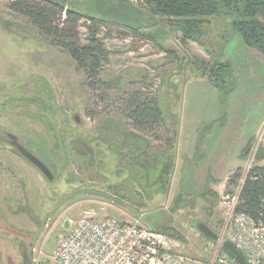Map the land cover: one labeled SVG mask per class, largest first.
<instances>
[{
	"label": "rangeland",
	"instance_id": "obj_1",
	"mask_svg": "<svg viewBox=\"0 0 264 264\" xmlns=\"http://www.w3.org/2000/svg\"><path fill=\"white\" fill-rule=\"evenodd\" d=\"M11 1L0 0V264H25L22 251L37 229L32 216L42 220L61 196L79 188L104 190L132 208L75 197L47 222L34 264H55L64 221L86 212L137 222L169 236L194 264H211L216 243L197 225L226 239L233 204L224 189L218 194L204 183V169L195 172L200 164L190 162L218 152L231 173L235 166L245 171L264 153V56L242 50L237 35L225 45L231 33L226 18L202 28L200 46L182 42L181 32L141 0H66V8L95 20L79 23L81 44L90 28L107 52L92 89L65 51L7 8ZM218 54L240 69L242 84L216 121L192 133L190 121H199L201 109H215L220 98L202 89L190 97L188 85H210L201 69ZM134 92L156 100L165 128L144 134L130 127L122 100ZM7 133L52 167L51 183L6 143ZM189 134L197 139L194 158L182 166L174 143L184 135L187 144Z\"/></svg>",
	"mask_w": 264,
	"mask_h": 264
},
{
	"label": "trees",
	"instance_id": "obj_2",
	"mask_svg": "<svg viewBox=\"0 0 264 264\" xmlns=\"http://www.w3.org/2000/svg\"><path fill=\"white\" fill-rule=\"evenodd\" d=\"M141 1L153 15L165 18L180 31L181 41L184 43L195 42L202 46V28L212 18H226L231 33L226 38L225 45L232 36L237 35L246 47L264 56V0ZM65 3L66 0H13L7 8L25 18L42 36L65 51L76 68L85 75L86 85L93 89L100 83L99 72L101 64L107 58V52L96 38L95 31L90 28L87 43L81 44L79 23L83 19L95 20L85 17L79 11L66 8ZM214 57L218 60H214L211 67H203L200 75L219 94L218 106H222L225 111L226 102L236 90V75L230 61H219L222 59L221 54ZM122 102L123 118L135 131L147 134L152 130L165 128V118L153 97L134 92ZM263 157L264 153L245 171L237 168L231 172L224 187V195L235 198L233 213L244 214L256 228L264 227V166L258 164ZM43 162L53 173L52 167L46 161ZM23 258L25 264H30L26 256Z\"/></svg>",
	"mask_w": 264,
	"mask_h": 264
},
{
	"label": "built area",
	"instance_id": "obj_3",
	"mask_svg": "<svg viewBox=\"0 0 264 264\" xmlns=\"http://www.w3.org/2000/svg\"><path fill=\"white\" fill-rule=\"evenodd\" d=\"M228 198V197H227ZM234 205L235 198H231ZM230 219V240L244 254L248 264H264V227L256 228L244 214ZM211 264H236L221 249V241ZM55 264H194L176 251L167 235L136 223L99 218L86 212L69 229L54 251Z\"/></svg>",
	"mask_w": 264,
	"mask_h": 264
},
{
	"label": "water",
	"instance_id": "obj_4",
	"mask_svg": "<svg viewBox=\"0 0 264 264\" xmlns=\"http://www.w3.org/2000/svg\"><path fill=\"white\" fill-rule=\"evenodd\" d=\"M75 122H79L77 116L74 117ZM6 143L12 147L20 156H22L26 161H28L32 166H34L45 178L46 180L51 183L54 180V175L52 171L48 168V166L41 161L34 153L24 147L18 140V137L11 133L6 134ZM77 196H93L98 197L100 199L106 200L118 207L131 209V205L125 202L123 199L114 196L104 190L97 189V188H79L70 191L69 193L61 196L56 203L52 206V208L46 212L42 220L38 221L34 216H32L37 229L35 233L32 235L29 243L26 245L24 250L22 251L23 256H26L30 264L33 263V252L38 241L39 237L41 236L47 222L50 220L52 216H54L58 210L67 202L71 201ZM70 222L65 220L63 223V229H69ZM198 232L205 237L206 239L218 243L222 236L213 232L208 226L203 223H198L197 225ZM221 249L222 251L230 257L236 264H248L247 259L245 258L244 254L236 247L234 243H232L228 239H223L221 241Z\"/></svg>",
	"mask_w": 264,
	"mask_h": 264
},
{
	"label": "crops",
	"instance_id": "obj_5",
	"mask_svg": "<svg viewBox=\"0 0 264 264\" xmlns=\"http://www.w3.org/2000/svg\"><path fill=\"white\" fill-rule=\"evenodd\" d=\"M242 50H244L245 48L247 49H250L248 47H246L243 43H242ZM233 65V68H234V72H235V75H236V82H237V86H236V91L237 92L239 90V87H241V75L242 73L240 72V69L239 71L237 72V68L235 69L236 66ZM188 91L190 93V97H194V95L196 96L200 89L206 91V90H209L210 92L212 91L213 93L216 92L214 91V88L210 85H204L203 83L202 84H194V85H188ZM234 92V93H235ZM214 110V111H213ZM200 115V116H199ZM219 116V106L217 105L216 103V106H215V109L214 108H210V109H201L200 112H198L196 114V118L198 117L199 118V121H196L195 123H191L190 121V127H191V131L192 133H196V131L198 130V127L201 125V123H204V124H208V123H213L214 121L217 120ZM193 122V120H192ZM243 124V122H241V124H239V126H241ZM184 129L186 130L187 127ZM188 131V130H187ZM213 136V135H212ZM183 137H185L184 135L182 136H179L178 139L176 140V142L174 143L177 147V151L175 152L176 153V158L180 159V161L183 159V161H181L182 163V166L184 165H189V164H186V160H191L193 159L194 157V153L193 152V147L195 145V142H196V135L194 134L193 137L191 136V134H189V137H188V142L187 144H184L182 143L183 141ZM246 139V138H245ZM183 149V150H182ZM181 151V152H179ZM192 152H193V155H192ZM210 152L207 154V155H204L202 157L201 160L196 161V162H190V163H193V165H196L199 166L196 167V170L195 172L198 171V168H200L201 171H203L204 169V174L206 175V180H203L204 183L205 182H208L210 181V188L212 190H216V192L219 194V192L224 189V186H225V181H226V177L230 174L229 172L232 170V169H228V171L226 170L224 164H223V154L220 156L219 153L217 152L215 154V156H209ZM186 157V158H185ZM192 161V160H191ZM174 163V161L172 160V164ZM203 164V166H202ZM259 165L261 166H264V157L263 159H261L259 162H258ZM236 168H240V166H235L234 169ZM193 172V171H191Z\"/></svg>",
	"mask_w": 264,
	"mask_h": 264
}]
</instances>
